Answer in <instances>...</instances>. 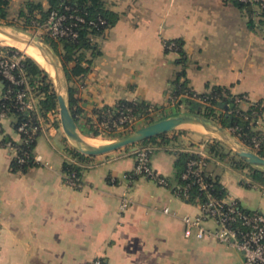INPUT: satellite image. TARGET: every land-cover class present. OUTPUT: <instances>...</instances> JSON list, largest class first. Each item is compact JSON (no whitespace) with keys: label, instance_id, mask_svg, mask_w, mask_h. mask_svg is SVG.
Listing matches in <instances>:
<instances>
[{"label":"crops","instance_id":"1","mask_svg":"<svg viewBox=\"0 0 264 264\" xmlns=\"http://www.w3.org/2000/svg\"><path fill=\"white\" fill-rule=\"evenodd\" d=\"M25 1L10 0L8 18ZM32 1L48 6L47 0ZM103 1L116 21L93 39L100 53L84 79L73 83L80 129L89 128L95 108L118 100L165 106L176 74L183 71L181 79L197 93L222 86L246 94L249 103L260 102L258 127L264 130V24L256 14L230 0ZM169 40L181 42L183 56L166 52ZM170 109L165 117L176 114ZM185 127L168 144L154 145L150 156L152 169L169 186L130 178L134 157L128 147L91 156L81 186H70L62 164L70 159L65 148L71 143L61 126L47 125L38 136V165L25 172L12 171V152L0 145V264H89L96 256L107 264H243L236 249L184 234L183 216L200 210L174 193L175 161L178 152L206 135ZM3 134L18 138L10 119L2 121ZM209 168L225 187L227 201L264 214L262 190L244 184L243 175L230 167ZM123 197L130 205L121 211Z\"/></svg>","mask_w":264,"mask_h":264},{"label":"trees","instance_id":"2","mask_svg":"<svg viewBox=\"0 0 264 264\" xmlns=\"http://www.w3.org/2000/svg\"><path fill=\"white\" fill-rule=\"evenodd\" d=\"M9 1L0 0V21L8 20ZM230 1L239 8L245 9L249 14H256L260 19V23L264 24V9L257 12L251 3L239 0ZM47 2L48 6L44 8L40 2L26 0L17 10V17L24 21L22 29H30L34 28L33 22L43 25L50 12L57 11L59 14L65 16L63 25L70 27L76 33L75 38L63 36L58 39H53L46 33L42 34L44 35V42L60 56L68 83L70 111L78 123L82 111L78 105V98L75 96L76 89L73 87V83L75 81L81 82L89 72L93 57L100 53L93 39L112 26L116 21V16L106 9L103 0H47ZM75 16L81 17L83 21L76 20ZM169 44H173L171 48L167 47ZM164 45L166 52H175L183 56L179 40H169L164 42ZM14 54L22 55V57L19 59L18 66L12 70V74L15 78H18L23 73L26 81L20 84L12 83L3 76L0 68V111H4L7 114L18 138L13 139L11 136L3 134L0 143L11 141L13 152L10 167L12 171L25 172L29 168L38 165V162L34 159L36 140L47 128L46 123L49 122L47 113L57 109V93L49 74L37 61L29 55L22 54L13 46H0V59L3 56L10 57ZM181 62L183 63L184 61L181 59ZM183 75V71L176 74L169 96L177 98L178 102L184 104L190 112L215 117L222 126L237 127L238 132H241L249 143L252 139H256L259 142L258 154L264 157V130L259 128L257 123L261 119L263 112L262 104L260 102L249 103L247 101L249 105L242 107L241 103H234L236 95L230 93L228 89L222 86H213L206 92L197 93L188 87L185 80L181 79ZM19 91L29 93L34 98L33 109L21 110L19 108L16 100V94ZM194 94L203 99L207 104H201L192 100L190 97ZM149 105V103L143 101L118 100L113 106L104 105L95 108L93 115L97 116V120H100L102 115L109 116V114L111 118H114L118 116L119 110H124L128 107H132L135 113L142 114L143 110ZM153 106L159 108L155 105ZM214 109L220 110V113L216 114V110ZM228 111H231V113H228ZM40 119L44 120L45 125L43 127L40 124ZM87 121L89 122V128L80 129L83 134L91 136L89 138L93 139H97L96 137L103 135L98 127L95 126L93 118H89ZM22 124H26L24 131H18V127ZM48 125L59 127V121L54 120ZM116 133L111 131L107 134L115 138ZM170 141L171 138L165 133L144 139L139 145H164ZM205 143L208 166L201 174L203 180L209 186L201 190L197 184H191L188 190L189 197L183 199L184 201L196 204L205 201L207 195H210L212 198L226 197L227 191L225 187L209 168L210 165L217 162L223 163L235 171L246 169V177L249 179V183L244 181L243 183L249 187L252 184H256L260 189L264 190L263 170L252 167L243 160L236 158L235 155H231L227 145L216 138H209ZM65 152L70 159H66L62 164L63 175L74 174L81 178L82 171L91 159V156L83 155L71 146H67ZM197 157L196 154L189 151L177 153L175 161L176 186H184L193 180L192 177L182 178V175L186 170L187 162ZM20 158L23 161H19ZM208 173H210L209 176H207Z\"/></svg>","mask_w":264,"mask_h":264},{"label":"built area","instance_id":"3","mask_svg":"<svg viewBox=\"0 0 264 264\" xmlns=\"http://www.w3.org/2000/svg\"><path fill=\"white\" fill-rule=\"evenodd\" d=\"M241 2L251 3L257 10L264 9V0H239ZM72 17V16H70ZM65 16L59 14L57 11L50 12L46 22L43 25L40 23L33 22L35 31H40L41 33H46L53 39H58L63 36H69L72 38L76 37V33L70 28L63 25ZM78 21H83L81 17L75 16ZM92 23V22H90ZM173 44H169L167 47L171 48ZM22 55H12L10 57H2L0 59L1 73L5 78L10 80L12 83L20 84L26 81L24 74L21 73L18 78H15L12 74V70L18 66L19 59ZM192 100L200 102L201 104H207L203 99L197 95H192L190 97ZM16 100L19 104L21 110H29L34 108V98L24 91H19L16 94ZM248 97L246 94L236 95L234 98V103L247 102ZM167 105L169 108L178 110L179 108H186L182 103H179L177 98L168 97ZM187 110V108H186ZM162 111L161 108H156L150 104L147 108L143 110V113L137 114L134 112L132 107H128L124 110H119L118 116L111 118L109 116H103L100 120H97V116L93 115L95 126L103 133L108 132H121L126 130L136 121L146 120L147 122H152L154 113ZM216 112V111H215ZM231 113V111H228ZM218 114V113H216ZM203 115V114H202ZM205 116V115H204ZM217 124L221 125L215 117L206 116ZM9 117L4 111H0V135H2V121L8 119ZM48 125L54 120H59L58 108L56 110H51L47 113ZM259 123V121H257ZM40 124L43 127L44 120L40 119ZM26 124H22L18 127V131H24ZM222 126V125H221ZM224 128L233 135L244 147L250 149L251 151L258 154L259 142L256 139H252L249 142L245 140L241 132H238L237 127L234 126H224ZM2 147L8 148L13 152L11 141H6L5 143H0ZM206 143L198 142L193 148L188 150L198 157L193 158L187 162V167L182 175V178L192 177L193 180L184 186L174 187V193L181 199H186L189 197V187L191 184H197L198 187L203 190L209 186V184L203 180L202 172L207 169L208 166V155L206 153ZM154 150L152 145H138L136 150L132 153L134 154V167L129 175V177L139 176L144 177L148 180L161 186H169L168 180L157 174L150 165V156ZM36 161V157L34 155ZM19 161H23L20 158ZM210 173L207 174L209 176ZM212 175V174H211ZM64 180L67 184L73 187L81 186V178L75 176L74 174L64 175ZM249 183L247 177H243V180ZM251 187L260 189L256 184H252ZM262 190V189H260ZM264 192V190H262ZM199 207V214L196 216L185 215L183 216V222L186 226L185 236L194 235L197 239H203L206 237L213 238L214 240L230 246L240 252L242 256L243 264H264V214L258 210H247L243 208L238 201L232 200L227 201L224 198H212L207 195V199L203 202L196 203ZM130 205V199L128 197H123L120 202V210L124 211ZM165 211H167L165 209ZM212 223L213 227L208 224ZM89 264H107L106 260L100 256L94 257Z\"/></svg>","mask_w":264,"mask_h":264},{"label":"water","instance_id":"4","mask_svg":"<svg viewBox=\"0 0 264 264\" xmlns=\"http://www.w3.org/2000/svg\"><path fill=\"white\" fill-rule=\"evenodd\" d=\"M26 32L25 30H21ZM0 33L10 37L13 40L24 42L28 45L36 47L40 54L45 58L46 62L54 69L52 79L55 91L57 93V108L59 114V122L61 129L70 141L73 147L79 153L86 156H98L113 152L122 148L128 147L132 152L136 150L138 144L144 139L158 136L160 134L178 131L188 125H197L206 130L213 138H216L225 143L231 151L248 165L264 171V157L244 147L233 135H231L223 126L217 124L212 119L195 112L185 111L178 112L172 116L162 117L147 123L144 126L127 134L121 135L108 143L93 145L85 140V135L81 132L76 120L74 119L69 107L68 83L61 61L57 62L55 58L46 50L42 41L37 42L34 39H26L19 35L9 32L4 27L0 26ZM14 47V46H13ZM53 54L56 55L54 51ZM48 73V72H47ZM65 84V94L62 93L61 78Z\"/></svg>","mask_w":264,"mask_h":264},{"label":"rangeland","instance_id":"5","mask_svg":"<svg viewBox=\"0 0 264 264\" xmlns=\"http://www.w3.org/2000/svg\"><path fill=\"white\" fill-rule=\"evenodd\" d=\"M17 11L15 10V8L13 9V12L10 14V16H9V18H8V20L7 21H5V20H1L0 21V26H2V27H4L5 29H7L9 32H11V33H13V34H16V35H20L21 37H24V38H26V39H34L31 35H33V36H36L37 38H35L36 39V41L37 42H40V41H42V43H43V45H44V47L46 48V50L55 58V60L57 61V62H60V56L58 55V54H53L52 53V49L44 42V39H43V37H44V35L39 31H35V28H28V29H22V26L24 25L23 23H24V21L22 20V19H19L18 17H17ZM20 29L21 30H25L26 32H28L29 34H31V35H29V34H26V32H22V31H20ZM0 46H12V45H10V44H6V43H3V42H1L0 43ZM15 47V46H14ZM15 48H17V47H15ZM22 54H26L23 50H21V49H19V48H17ZM27 55V54H26ZM61 78V85H62V93L63 94H65V84H64V80H63V78L62 77H60ZM165 107H167L166 109H165ZM161 110L162 111H160L159 113L158 112H155L154 113V116H153V119L151 120V121H154V120H157V119H160L161 117H165L164 115L167 113V111L169 110V107H168V105H167V103L165 104V106H163V107H161ZM171 110V112H174V109H170ZM214 110H216V113H220V110H218V109H214ZM185 112V111H187L186 110V108L184 107V108H179L178 110H176V113H178V112ZM57 120V119H56ZM217 120V119H216ZM59 121V120H58ZM218 121V120H217ZM147 123H150V122H147L146 120H142V121H136L133 125H131L129 128H127L126 130H123V131H119V132H117L116 134H115V138H117V137H119V136H121V135H124L125 134V132H132V131H134V130H136L137 128H139V127H141V126H144V125H146ZM59 126H60V122H59ZM224 127V126H223ZM185 128H194V130H195V128H199L198 130H201L202 132H204L206 135L205 136H202V137H204L205 139H203V141L205 142V141H207V140H209V138H213L212 137V135H210L208 132H206V130H204L203 128H201L200 126L199 127H197V126H193V125H188L187 127H185ZM189 130V132H190V129H188ZM178 132V131H177ZM124 133V134H123ZM176 133V131H174V132H170V133H166L168 136H171V139H172V136L174 135ZM180 133V132H179ZM185 133V132H184ZM127 134V133H126ZM172 134V135H171ZM181 134V133H180ZM179 134V135H180ZM85 135V134H84ZM116 135H118V136H116ZM97 139V145H99V144H105V143H108L109 141H111V140H113V139H115V138H112V136H108V134H103V135H101V136H98V137H96ZM228 147V146H227ZM228 149L230 150V154L231 155H235L232 151H231V149L228 147ZM235 157L236 158H238L236 155H235ZM214 165H220L221 167H224V166H227V165H225V164H223V163H219V162H217V163H215ZM227 167H229V166H227ZM238 172H240L241 173V175H243V177H245V176H247V170L245 169V170H243V171H238ZM243 177H241V178H243Z\"/></svg>","mask_w":264,"mask_h":264},{"label":"bare ground","instance_id":"6","mask_svg":"<svg viewBox=\"0 0 264 264\" xmlns=\"http://www.w3.org/2000/svg\"><path fill=\"white\" fill-rule=\"evenodd\" d=\"M20 36V35H19ZM6 43V44H10L12 46H15L21 50H23L27 55H29L30 57H32L35 61H37L47 72L50 76H54V69L53 67L48 64L45 60V58L40 54V51L32 46V45H28L24 42H20V41H16L11 39L10 37L0 33V43ZM85 140L93 145H97V140L96 139H89L87 140L85 138Z\"/></svg>","mask_w":264,"mask_h":264}]
</instances>
